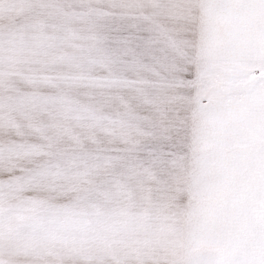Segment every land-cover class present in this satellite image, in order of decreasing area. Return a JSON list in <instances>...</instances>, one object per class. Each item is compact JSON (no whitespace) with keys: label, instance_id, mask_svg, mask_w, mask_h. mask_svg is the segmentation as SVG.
<instances>
[{"label":"snow or ice","instance_id":"6c2138e0","mask_svg":"<svg viewBox=\"0 0 264 264\" xmlns=\"http://www.w3.org/2000/svg\"><path fill=\"white\" fill-rule=\"evenodd\" d=\"M0 264H264V0H0Z\"/></svg>","mask_w":264,"mask_h":264}]
</instances>
